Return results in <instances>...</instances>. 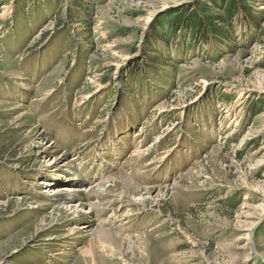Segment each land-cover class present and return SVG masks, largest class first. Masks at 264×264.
Segmentation results:
<instances>
[{
    "label": "rangeland",
    "instance_id": "obj_1",
    "mask_svg": "<svg viewBox=\"0 0 264 264\" xmlns=\"http://www.w3.org/2000/svg\"><path fill=\"white\" fill-rule=\"evenodd\" d=\"M263 6L0 0V264H264ZM41 131L58 147L46 157ZM64 169L122 195L102 200L138 195L108 180L123 169L167 192L96 210L95 235L48 247L77 197L34 206L84 184L60 181ZM49 176L50 188L32 184Z\"/></svg>",
    "mask_w": 264,
    "mask_h": 264
},
{
    "label": "bare ground",
    "instance_id": "obj_2",
    "mask_svg": "<svg viewBox=\"0 0 264 264\" xmlns=\"http://www.w3.org/2000/svg\"><path fill=\"white\" fill-rule=\"evenodd\" d=\"M262 8H264V6ZM27 86H28V84H27ZM240 96H243V94L241 93ZM166 111H167V107H166V105H163V106L159 107L157 113L160 114V113L166 112ZM28 113L29 112L26 110L21 111L17 115V120L24 119V117ZM36 140H38V142H39L38 151H37V154L39 157H46V156H49L52 153H55L58 151V147H57V145L54 144V142H51V143L47 142V141L45 142L46 137L43 136L42 131L35 133V137H34L33 141L35 142ZM140 143H139V145H140ZM85 145H87V144H85ZM141 153H145V151L140 150L138 148H135L131 155H138L139 156V155H141ZM62 154L66 155L65 152H63ZM65 170L66 169L58 172L57 178H59L60 181H63V180H65V181L79 180V181H82L84 184L82 186H78V187H71L73 185H62V186L53 187V189L50 192L51 194L49 196L43 195L44 196L43 200H39L38 205L34 206V207H39V208H46L47 206H53L56 210H59V212H60L62 208L61 209H59V208L61 207V205H62V207L64 206L63 203L65 202L64 199L66 197H68V196L77 197V200H69V202L66 204V207L64 206V208H66L70 212V215H72V216L70 218L68 217L66 219L65 224L63 225L64 226L63 227L64 232L62 235H56V236L51 235L48 238H46V240L49 241L48 243L47 242L45 243V244H48L47 245L48 247L55 246L56 245L55 241H60L57 245L64 246L65 249L68 246L73 247V244L79 242L81 238H86V237H89L91 234H93L92 233L93 229H91V225L93 222L96 221V218H98L97 217L98 215L95 214L96 210H101L99 212H101V214H103L106 211V209L109 208L111 206V204H113V203L117 204V202L122 201L120 207H124V205H126V204H124V201L128 202V204H131V205L135 204V203L138 204V203H140V200L143 199V197H145V196L146 197L148 196L149 199H151V200L157 199V198L159 199L160 196H164V194L167 192L166 187L168 185H166V187H165L166 189L161 187V186H159V187L142 186L141 184L137 183L136 181H133L132 175H130L129 173H127V171H125L123 169V171H120L117 175H115V174L111 175L108 178V180H110V181H112L114 179L116 180V178L119 177V179L124 181L128 187H130L129 185H133L134 191H136V189L139 191L138 195H133V196L129 197L130 199H126V200H124L123 198L119 199L117 197H116V199H114L115 198L114 196H113L114 198L112 197L113 198L112 200L107 199V198H106V200L105 199L102 200L101 199L102 195H115V196H122V195L112 194L109 187H107V188L105 187L106 183L108 182L107 180L98 181V182H96L95 185L86 184V178H83L84 177L83 174H82V176H80L79 173L73 172L71 175L65 176ZM53 183H54L53 178L51 176H49L48 178L42 179V180L37 181V182H33L32 184H34V185L36 184L38 186L46 185V188H50L49 186L53 185ZM143 185H146V184H143ZM49 191H50V189H46L45 191L43 190L42 193H47ZM155 192H156V195H153V193H155ZM138 196H140V197H138ZM110 198H111V196H110ZM118 207H119V205H118ZM129 213H131V212H129ZM80 214H82L84 216L83 218L85 220H83V222L80 225L73 224L74 221L77 220V219L73 220V218L75 216L80 215ZM126 215H127V212L124 213L123 216H126ZM43 220H44V218H43ZM56 220H57V218H54V220L52 222L56 223L57 222ZM99 221L101 223L106 222L105 219L104 220L101 219ZM38 231H41V230L39 229ZM104 232H106V230H104V228L101 226L99 228L98 233L103 234ZM93 235H95V234H93ZM95 241L90 242L91 244L88 247L86 245L80 246L78 248L79 251L81 253H86V254L89 253L99 243L98 239L96 242ZM63 253L67 254L68 252H63Z\"/></svg>",
    "mask_w": 264,
    "mask_h": 264
}]
</instances>
